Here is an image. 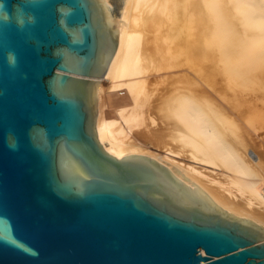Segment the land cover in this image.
Segmentation results:
<instances>
[{
	"label": "water",
	"instance_id": "95a60500",
	"mask_svg": "<svg viewBox=\"0 0 264 264\" xmlns=\"http://www.w3.org/2000/svg\"><path fill=\"white\" fill-rule=\"evenodd\" d=\"M0 3V264H264L262 224L100 142L98 0Z\"/></svg>",
	"mask_w": 264,
	"mask_h": 264
},
{
	"label": "bare ground",
	"instance_id": "6f19581e",
	"mask_svg": "<svg viewBox=\"0 0 264 264\" xmlns=\"http://www.w3.org/2000/svg\"><path fill=\"white\" fill-rule=\"evenodd\" d=\"M98 1L117 39L97 85L96 131L105 149L151 157L226 211L264 226V178L228 137L220 109L198 93L194 65L200 42L227 55L235 50L237 26L253 31V19L264 17L245 14L242 4L264 10L263 0ZM253 39L250 55L264 46L261 32Z\"/></svg>",
	"mask_w": 264,
	"mask_h": 264
},
{
	"label": "rangeland",
	"instance_id": "374dc122",
	"mask_svg": "<svg viewBox=\"0 0 264 264\" xmlns=\"http://www.w3.org/2000/svg\"><path fill=\"white\" fill-rule=\"evenodd\" d=\"M242 5L245 14L255 12L262 16L264 13L262 8L259 10L247 3ZM263 19H253L257 24L253 31L240 24L237 26L243 30L238 36L240 45L228 55L219 44L208 47L200 42L194 65L198 93L220 109L223 115L220 124L228 137L264 178V46L255 55H250L249 51L254 43V32L264 36ZM168 44H171L168 50L172 52L175 43ZM180 56L183 62L187 61L184 52ZM182 70L188 71L187 63L183 64Z\"/></svg>",
	"mask_w": 264,
	"mask_h": 264
},
{
	"label": "clouds",
	"instance_id": "9594fccd",
	"mask_svg": "<svg viewBox=\"0 0 264 264\" xmlns=\"http://www.w3.org/2000/svg\"><path fill=\"white\" fill-rule=\"evenodd\" d=\"M3 8V4L2 3H0V9H2ZM6 18V17H5Z\"/></svg>",
	"mask_w": 264,
	"mask_h": 264
}]
</instances>
